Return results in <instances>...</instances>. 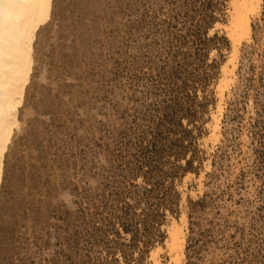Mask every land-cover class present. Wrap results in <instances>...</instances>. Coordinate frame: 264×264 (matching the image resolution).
I'll use <instances>...</instances> for the list:
<instances>
[{"label": "rangeland", "instance_id": "1", "mask_svg": "<svg viewBox=\"0 0 264 264\" xmlns=\"http://www.w3.org/2000/svg\"><path fill=\"white\" fill-rule=\"evenodd\" d=\"M230 10L53 0L4 156L0 264H264V0L211 136Z\"/></svg>", "mask_w": 264, "mask_h": 264}, {"label": "bare ground", "instance_id": "2", "mask_svg": "<svg viewBox=\"0 0 264 264\" xmlns=\"http://www.w3.org/2000/svg\"><path fill=\"white\" fill-rule=\"evenodd\" d=\"M52 5L53 0H0V186L4 156L19 125L18 113L32 74L36 35L41 26L49 21ZM230 7L226 27L232 40V54L221 67L219 103L210 125L212 137L219 132L221 101L233 78L237 46L242 39L250 38V16L259 12L261 0H230ZM185 225L186 217L182 215L180 224L173 221L167 229V249L179 263L184 258Z\"/></svg>", "mask_w": 264, "mask_h": 264}]
</instances>
